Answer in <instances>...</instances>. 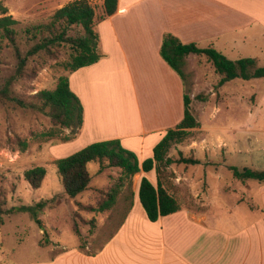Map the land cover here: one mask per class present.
Returning a JSON list of instances; mask_svg holds the SVG:
<instances>
[{
    "label": "rangeland",
    "instance_id": "374dc122",
    "mask_svg": "<svg viewBox=\"0 0 264 264\" xmlns=\"http://www.w3.org/2000/svg\"><path fill=\"white\" fill-rule=\"evenodd\" d=\"M72 1L0 0V18L3 16L1 8H5V16H12L18 22L16 39L24 53L33 44L26 41L30 35H26L25 30L47 25L57 9ZM87 1L99 16L103 0ZM251 29L244 28L232 36L213 39L214 49L232 61L255 59L257 66L263 68L264 31ZM81 33L75 27L69 35ZM230 40L235 43L226 47L225 42ZM208 42L199 47L208 48L211 43ZM69 54V46H63L54 58H31L26 77L13 80L12 92L27 99L39 91L53 90L58 78L69 74ZM16 64L12 48L5 44L0 51V87L13 76ZM182 72L184 94L191 100L190 110L198 127L188 130L184 140L171 144L166 158L172 163L161 165L159 179L181 208L194 215L210 218L218 215L221 220L247 222L255 216L248 209L259 211L258 195L264 182L239 181L233 177L230 168L264 170V77L248 81L235 79L218 86L220 77L203 56L185 58ZM51 128L50 120L41 113L0 103V173L7 195L6 209L15 210L0 224V264H48L63 252L96 251L122 219L131 197L140 207L137 195L135 197L138 180L135 175L131 187L124 186L110 211L101 214L81 212L78 204H94L97 190H105L119 172L105 169L99 173V165L90 163L88 190L70 198L53 162L88 145L71 142L73 139L65 142L72 138L74 131L71 129L46 136ZM16 138L26 141L24 152L10 143ZM151 154L145 158H151ZM183 159H193L197 164L184 163ZM37 166L46 169V178L38 189H32L23 173ZM149 179L154 181L155 174L151 173ZM40 202L46 203L37 211L41 223L38 224L32 212ZM231 210L229 215L227 212ZM92 218H96L94 227L86 224ZM74 221L80 239L73 232ZM80 245H84L83 250Z\"/></svg>",
    "mask_w": 264,
    "mask_h": 264
},
{
    "label": "crops",
    "instance_id": "0c3cea01",
    "mask_svg": "<svg viewBox=\"0 0 264 264\" xmlns=\"http://www.w3.org/2000/svg\"><path fill=\"white\" fill-rule=\"evenodd\" d=\"M244 28L264 31V0H117L116 12L96 25L100 60L68 75L83 119L71 142L118 140L142 163L184 114V80L160 56L164 35L214 48L213 39ZM151 173L136 174L135 197ZM258 197L247 222L185 208L150 222L134 200L96 251L63 252L48 264H264V187Z\"/></svg>",
    "mask_w": 264,
    "mask_h": 264
},
{
    "label": "trees",
    "instance_id": "16d2710c",
    "mask_svg": "<svg viewBox=\"0 0 264 264\" xmlns=\"http://www.w3.org/2000/svg\"><path fill=\"white\" fill-rule=\"evenodd\" d=\"M117 0H103L102 13L96 16L94 8L87 0H74L57 9L47 25H38L31 29H26L25 34L30 35L26 39L33 42L31 47L22 52L17 43V33L15 27L18 22L12 16H5L6 9L1 8L0 18V51L10 46L14 52L17 64L13 76L4 81L0 87V103H9L23 110H30L45 115L52 125L46 136H54L64 129H71L72 138H67L65 142L74 139L82 126V105L79 99L69 88V76L58 78L53 90H42L27 99L20 98L12 92L13 80L26 77V68L31 58L47 56L54 58L59 48L69 46V62L67 70L70 73L76 70L97 63L101 54L98 51L99 38L96 32V25L116 12ZM79 28L82 33L70 36L69 32L73 28ZM160 56L167 65L184 78L182 66L185 58L189 56H203L211 65L216 75L220 77L218 86H223L226 82L240 79L248 81L264 77V67H258L255 59L244 58L229 60L214 48L201 49L196 44H182L176 37L166 34L163 37ZM68 74V75H69ZM184 114L181 122L171 130H168L160 142L153 148L152 157L139 163L137 157L132 152L124 149L118 140H108L88 145L74 154L57 159L53 164L57 168L63 189L70 198H75L88 190L91 176L88 172V165L95 163L99 165L98 172L105 169H114L119 172L116 179L105 190H97L98 197L94 204H78L81 212L90 214L104 213L110 211L122 193L124 186L128 188L132 185V178L140 173L154 172L156 183L153 185L148 178L141 177L137 188V197L142 206L146 218L150 222H156L160 217H164L181 210V206L169 193L159 179L161 165H170L172 161L166 158L168 149L173 142H180L188 135V130L198 127V123L193 117L190 98L184 94ZM10 143L17 147V150L24 152L27 148L26 141L20 138L10 140ZM182 162L197 164L193 159ZM232 175L239 181L254 180L259 183L264 182V170H253L244 168H230ZM24 180L32 189H38L46 178V169L41 166L33 167L23 173ZM40 202L33 209V216L38 224L37 211L45 205ZM7 195L3 185V176L0 173V224L4 217L15 212L14 209H6ZM133 206V197L129 199L126 211L122 220L129 213ZM85 223V220L83 221ZM91 227L96 226V218L86 221ZM73 232L80 239L81 234L77 224L73 223ZM84 249V245L79 246Z\"/></svg>",
    "mask_w": 264,
    "mask_h": 264
}]
</instances>
